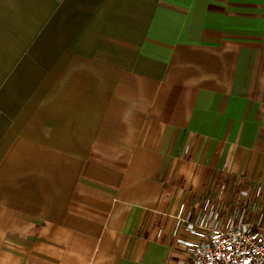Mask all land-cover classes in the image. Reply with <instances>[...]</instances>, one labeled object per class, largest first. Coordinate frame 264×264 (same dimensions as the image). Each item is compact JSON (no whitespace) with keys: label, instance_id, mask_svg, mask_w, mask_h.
Masks as SVG:
<instances>
[{"label":"crops","instance_id":"0c3cea01","mask_svg":"<svg viewBox=\"0 0 264 264\" xmlns=\"http://www.w3.org/2000/svg\"><path fill=\"white\" fill-rule=\"evenodd\" d=\"M229 179L264 192V0H0V264H180Z\"/></svg>","mask_w":264,"mask_h":264},{"label":"built area","instance_id":"2783aa9c","mask_svg":"<svg viewBox=\"0 0 264 264\" xmlns=\"http://www.w3.org/2000/svg\"><path fill=\"white\" fill-rule=\"evenodd\" d=\"M207 195L196 211L181 205L171 236L180 264H264V192L234 179ZM228 208L225 210V208Z\"/></svg>","mask_w":264,"mask_h":264}]
</instances>
